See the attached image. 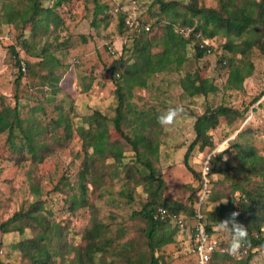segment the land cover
<instances>
[{
	"label": "rangeland",
	"instance_id": "1",
	"mask_svg": "<svg viewBox=\"0 0 264 264\" xmlns=\"http://www.w3.org/2000/svg\"><path fill=\"white\" fill-rule=\"evenodd\" d=\"M25 1L0 0V109L4 106L12 108L16 103L18 69L8 51L9 46H15L21 66L25 64L24 70L20 67L23 75L17 94L20 113L22 118H32L43 129L38 138L43 148L42 161H34L26 149L14 151L8 145L6 133L0 134V225L14 214L26 212L33 204L39 203L48 221L58 223L62 229L61 234L51 242V249L57 254L55 264H76L75 260L87 245L86 230L92 227L94 220L103 225V237L113 240L114 244L108 252L97 253L90 264L100 259L113 261L112 264H126L111 252L118 251V244L132 240L139 247L138 252L148 254L149 259L150 254L145 250L140 232L145 223L132 218L133 212L141 210L148 199L141 175L134 172L135 167L143 171V166L136 160L137 153L114 131L111 123H107V147L118 145L121 148L119 159L108 152L101 158L93 155V148H85L75 129L80 126L86 128L84 119L94 111L109 118L108 121L113 118L116 107L115 83L112 81L114 62L120 57L123 60L130 57L132 40L141 31L150 40L162 37L165 18L152 0H101L108 5L104 13L107 24L102 21L104 15L98 16L94 24V5L90 0H68L54 10L56 22L33 35L32 22L23 27L15 26L6 24L2 16L5 4L15 6ZM39 1L44 8H50L55 3V0ZM200 4L217 8V0H203ZM120 13L125 14L127 27L123 33L118 30ZM26 38L34 40L38 48L45 47L53 52L61 63L58 69L61 77L57 85L60 91L55 95L47 94L48 101H43L39 89L51 91L52 86L41 85V81L31 73L43 74L44 71L33 66L36 59L24 54L19 42ZM224 41L216 37L211 41L204 40L203 44L216 49ZM193 45L187 46V60L179 70L157 74L150 77L146 84H135L128 100L137 118L144 114L142 119L148 121L145 136L157 147L156 156H151L150 150L142 147L139 152L143 154V159L152 163L156 175L163 181L161 199L168 204L184 206L177 213L183 227L171 221L165 224L166 231L171 233V240L155 252L162 264H200L191 239L195 214L199 211L204 216L205 212L215 210L220 204L228 209L235 208L242 196L240 191H234L238 183L244 185L247 180V189L262 185L259 175H248L246 178L241 174L237 150L232 145L238 143L242 148H253L257 155L264 156V57L256 48L247 56H235L234 65L237 66L238 58L242 61L248 59L253 70L244 79L241 88H232L226 84L230 66L218 63L216 51L208 52L197 60ZM152 51H162V46L157 45ZM26 62L30 66L29 73ZM187 73H197L200 79L211 82L216 90L188 96L179 85ZM58 106H62L63 114L70 118L74 129L71 139L61 141V145L55 144L52 139L53 136L63 140L61 129L56 132L52 129V120L60 115L55 109ZM177 106L184 110L181 116L172 126L162 127L157 117L168 108ZM218 106L236 110L241 116L220 118L218 127L209 132L213 146L203 150L196 147L189 157V170L183 157L194 138L193 123L207 108ZM122 130L132 137L129 127L124 125ZM16 142L19 143L20 139ZM218 154L222 156L217 163L221 168L228 169V174H210ZM88 157L96 158L91 167L92 174L83 181L79 179V173L88 164ZM128 169H131L132 175L127 174ZM82 183L86 203L72 210L70 200L80 198ZM129 194L132 200L127 197ZM35 234L36 229L32 228H25L23 234L0 230V264H27L17 246L20 241ZM210 241L217 244L214 253L227 255L228 258L217 261L212 258V253L207 264H232L247 255V249L242 247L238 256H229L225 251L229 238L217 232L215 227L210 233ZM249 264H264V252L257 251Z\"/></svg>",
	"mask_w": 264,
	"mask_h": 264
},
{
	"label": "trees",
	"instance_id": "2",
	"mask_svg": "<svg viewBox=\"0 0 264 264\" xmlns=\"http://www.w3.org/2000/svg\"><path fill=\"white\" fill-rule=\"evenodd\" d=\"M67 1L55 0L50 8L42 7L39 0H26L15 6L9 3L2 7V16L5 18L6 24H14L15 26L23 27L25 24L32 22L34 26L32 34L35 35L41 28L47 29L49 24L56 22L57 16L54 10ZM90 1L94 5L93 23L95 24L96 18L104 15L108 10V5L101 3V0ZM152 1L153 5L158 7L160 15L165 18L163 36L150 40L141 31L138 36L133 38L130 57L124 60L120 57L112 67V81L115 83L114 95L116 99L113 118L108 121L109 118L98 111H94L84 119L86 128L80 126L75 129L82 138L85 148H93V155L101 158L108 152L110 156L119 159L121 148L116 144L107 147V123H111L114 131L124 138L137 153L136 160L143 166V171L135 167L134 172L141 175L146 186L148 199L142 205L141 210L133 212L132 218L145 223V228L140 232L144 239L145 250L150 256L148 259V254L139 253V247L135 246L133 240L125 244H118V251L111 252V254L126 264H162L159 258L155 256V252L169 243L171 233L166 231L165 226L169 221L154 219V210L163 207L170 213L177 215L184 209V206L179 203L168 204L161 199L163 181L156 175L152 163L148 159H143V154L139 152V148L142 147L149 149L151 156H156L157 147L154 146L151 140L148 141L149 138L145 136L148 121L144 122L142 119L144 114L137 118L135 116L137 114L132 112L131 103L128 101L135 84H146L150 77L157 74L169 73L173 69L179 70L187 60L186 50L190 44H194L193 50L197 60L208 52L216 51L218 63L230 66L226 84L232 88H241L244 79L250 76L253 70V66L248 59L242 61L238 58L237 66L234 65L235 56L240 54L247 56L252 49L256 48L264 57V0H217V8L201 5L200 3L203 0H187L186 2L182 0ZM104 17L102 21L106 25L107 16L104 15ZM125 29H127L125 14L120 13L118 17L119 33H123ZM185 30L189 31L187 36L184 35ZM216 37L225 39L224 43L218 45L216 49L203 44L204 40L211 41ZM19 44L26 57L36 59L33 66L44 71L43 74L31 73L41 81V85L44 83L52 86L53 90L51 91L46 90L45 92L43 89H39L43 101H48L47 94L55 95L60 91L57 88L58 79L61 77L58 74V69L61 67L59 59L47 48H38L34 40L26 38L21 40ZM157 45L162 46V51L153 52L152 48ZM8 51L14 59L15 67L18 69V75L15 79L16 103L12 108L4 106L0 109V134L6 133L8 145L14 151H20L22 148L26 149L34 161L41 162L43 148L38 143V138L43 129L32 118L21 117L17 94L23 75L20 72L22 61L15 46H9ZM225 53L231 56L228 57ZM26 63L29 73L30 66H28V62ZM121 67L122 69H120ZM116 71H118L117 77L114 75ZM196 74L187 73L179 82L181 89L188 96L207 94L216 90L211 82L200 79ZM55 109L57 113L59 111L60 115L52 120V129L54 132L61 129L63 140L59 141L53 136L52 139L55 144L61 145V141L67 142L71 139L74 129L70 118L63 114L62 106ZM234 116L240 117L241 114L236 110L218 106L207 108L203 114L195 119L193 123L194 138L187 146L183 157L187 169L191 170L188 161L190 154L196 147L203 150L206 147L211 148L213 146L209 132L218 127L220 118L232 119ZM124 125L131 129L132 137L123 132L122 127ZM17 139H20L19 143L16 142ZM232 148L237 150L238 169L241 174L246 178L248 175H259L262 179V185L259 184L255 188L249 187L247 189V180L244 185L238 183L234 187V191H240L242 196L237 206L228 209L227 206L220 204L216 206L215 210L205 212L202 222L205 230L210 234L217 222L230 218L232 213H238L235 218L236 221L248 230V242L244 246L247 249V255L234 260L232 264H249L257 251L262 250L264 252V156L257 155L253 148H242V145L238 143H233ZM221 156L222 154L217 155L210 174H228V169L221 168L217 163ZM95 158H87L88 164L84 165V169L79 173L80 180L84 181L87 175L92 174L93 169L91 167L95 162ZM127 174L132 175L131 169H128ZM237 175L240 174L237 173ZM80 190V198L73 197L70 200V209L72 210L86 203L83 183ZM127 197L132 200L130 194ZM43 211L42 206L35 203L28 211L18 212L0 225L1 232L11 230L23 234L25 228L36 229L34 237L23 239L17 246L26 258L27 264L56 263L55 256L57 254L51 249V242L53 238L61 234L62 229L58 223H50L48 218L43 215ZM103 232V225L94 220L92 227L86 230L87 245L75 260L76 264H90L97 253L108 252L114 241L104 238ZM212 258L223 261L228 256L214 253ZM111 262L100 259L99 262L93 264H112ZM213 264L218 263L214 262Z\"/></svg>",
	"mask_w": 264,
	"mask_h": 264
},
{
	"label": "clouds",
	"instance_id": "3",
	"mask_svg": "<svg viewBox=\"0 0 264 264\" xmlns=\"http://www.w3.org/2000/svg\"><path fill=\"white\" fill-rule=\"evenodd\" d=\"M180 106L170 107L165 113L157 117V122L162 127L172 126L183 113ZM238 213H232L231 217L215 224V230L228 236V247L225 249L229 256H238L240 250L248 242V230L236 221ZM207 259V258H205Z\"/></svg>",
	"mask_w": 264,
	"mask_h": 264
},
{
	"label": "built area",
	"instance_id": "4",
	"mask_svg": "<svg viewBox=\"0 0 264 264\" xmlns=\"http://www.w3.org/2000/svg\"><path fill=\"white\" fill-rule=\"evenodd\" d=\"M188 30L184 31V35H188ZM25 64L22 63L21 69L24 70ZM208 171V167L205 168ZM195 225L191 229V239L194 246V253L199 257L200 264H207L210 254L216 251V242L210 241V234L205 230L202 214L198 211L195 216ZM154 219L160 221H171L177 226L183 227V221L178 219V215L170 213L163 207H158L154 213ZM207 258V259H205Z\"/></svg>",
	"mask_w": 264,
	"mask_h": 264
}]
</instances>
